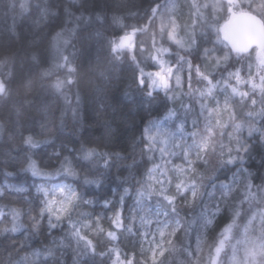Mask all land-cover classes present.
Wrapping results in <instances>:
<instances>
[{"label":"clouds","instance_id":"1","mask_svg":"<svg viewBox=\"0 0 264 264\" xmlns=\"http://www.w3.org/2000/svg\"><path fill=\"white\" fill-rule=\"evenodd\" d=\"M0 264H264V0H0Z\"/></svg>","mask_w":264,"mask_h":264}]
</instances>
